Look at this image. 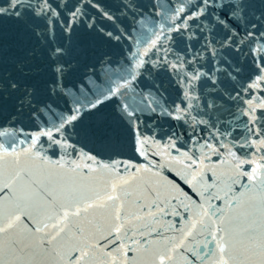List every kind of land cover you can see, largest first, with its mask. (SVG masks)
<instances>
[{
    "label": "snow or ice",
    "instance_id": "snow-or-ice-1",
    "mask_svg": "<svg viewBox=\"0 0 264 264\" xmlns=\"http://www.w3.org/2000/svg\"><path fill=\"white\" fill-rule=\"evenodd\" d=\"M0 264H264V0H0Z\"/></svg>",
    "mask_w": 264,
    "mask_h": 264
},
{
    "label": "water",
    "instance_id": "water-1",
    "mask_svg": "<svg viewBox=\"0 0 264 264\" xmlns=\"http://www.w3.org/2000/svg\"><path fill=\"white\" fill-rule=\"evenodd\" d=\"M101 3L105 5V7L111 9L114 13L116 12V4L117 0H100ZM105 28H111L112 25L107 21H102ZM5 27L9 31L14 30V25L12 22H8ZM107 51H111L113 53L118 52V49L116 48H107ZM156 82L162 85V88L166 90V96L171 103L172 101H175L178 98V89L175 87V85L172 82L171 77L166 72H160L156 76ZM151 83V81L142 80L141 86H144L145 84ZM207 118V117H206ZM212 119L214 120L215 117L213 116ZM148 118H145L146 127H142V131L145 133H149L152 131V124L147 123ZM153 123L156 125V128L158 130H167L170 125L175 124V121L172 120H166V119H157L153 121ZM101 124H104L105 126H110L113 128H116L120 134H121V141L122 146L120 148L121 152V158L128 159L132 156H134V153L131 150L130 147V133L128 132L126 127L119 126L116 122V118L114 115L113 110L109 107L104 109L101 113L98 115H92V114H86L85 118L83 119L79 129H78V135L73 136V140L78 144L79 147H81L85 152L88 153H100V158L109 161L110 159L115 158L113 154L109 151H102L101 146L97 143L96 139L92 135L93 131L99 127ZM34 130V129H29ZM156 159H159L158 157ZM137 162H143L142 158L136 157ZM166 174L170 176H174L175 173L171 172L168 169H165ZM177 179H179L177 177ZM181 184L183 185V182L181 181ZM186 191L191 192V189L188 185H183Z\"/></svg>",
    "mask_w": 264,
    "mask_h": 264
}]
</instances>
